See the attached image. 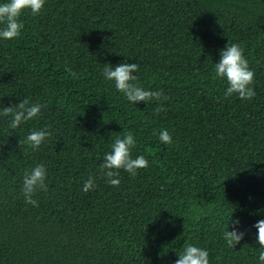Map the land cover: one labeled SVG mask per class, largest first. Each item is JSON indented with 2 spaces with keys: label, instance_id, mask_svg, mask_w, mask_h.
Returning a JSON list of instances; mask_svg holds the SVG:
<instances>
[{
  "label": "trees",
  "instance_id": "obj_1",
  "mask_svg": "<svg viewBox=\"0 0 264 264\" xmlns=\"http://www.w3.org/2000/svg\"><path fill=\"white\" fill-rule=\"evenodd\" d=\"M21 20V36L0 41V106L27 96L45 107L17 130L0 120V264H174L188 238L209 250L210 264H256L253 225L264 215L250 213L264 210V0H46ZM228 40L255 72L251 100L225 98L226 84L212 78ZM125 61L167 99L129 105L101 76L103 64ZM44 126L51 135L38 151L19 144ZM162 128L172 145L153 134ZM129 129L133 157L150 167L120 170L113 187L99 165ZM41 162L48 188L32 206L22 173ZM89 175L97 187L84 193ZM231 215L246 233L234 249L221 238Z\"/></svg>",
  "mask_w": 264,
  "mask_h": 264
},
{
  "label": "clouds",
  "instance_id": "obj_2",
  "mask_svg": "<svg viewBox=\"0 0 264 264\" xmlns=\"http://www.w3.org/2000/svg\"><path fill=\"white\" fill-rule=\"evenodd\" d=\"M46 0H0V41H12L19 38L24 29L21 20L22 15L29 12L37 16L44 8ZM131 58V57H129ZM101 71L103 80L110 83L114 90L121 94L129 105L135 106L138 102L145 104L152 101L167 99L163 91L145 88L139 83L136 73L139 72L137 63L127 61L116 65L103 64ZM212 78L226 84L223 91L225 98L235 95L241 100H251L255 95L254 83L255 72L249 65V60L244 55L243 47L236 42H230L219 51V59L213 63ZM18 103L10 106H0V120L6 118V127L9 130H17L23 125L42 116L44 104L33 101L29 97L18 98ZM162 105L158 104L156 111H162ZM110 133V138H111ZM157 135L159 142L163 145H172L173 136L167 128L159 130ZM51 133L47 126L30 129L19 144L26 146L32 152L38 151L47 141ZM137 145V138L133 131H123L112 138L109 150L103 153L102 161L99 165V175L105 178L106 183L118 187L120 184V170L127 172L130 176H135L138 170L150 167L148 159L144 155L133 157V149ZM48 169L46 165L35 163L26 168L22 173L21 193L26 204L37 206L34 196L38 191H47ZM96 176L89 175L83 181L81 191L88 193L95 190ZM255 215H264V210L257 209ZM231 221V224L229 223ZM220 223V221H218ZM253 227L256 229L255 243L256 264H264V218L258 219ZM246 233L240 230V220L228 218L226 226L221 224V238L229 249L239 244L244 239ZM174 264H210V253L206 247H201L198 243L192 242L191 238L185 240L183 246L176 250Z\"/></svg>",
  "mask_w": 264,
  "mask_h": 264
}]
</instances>
